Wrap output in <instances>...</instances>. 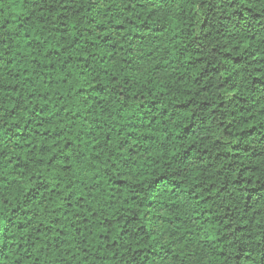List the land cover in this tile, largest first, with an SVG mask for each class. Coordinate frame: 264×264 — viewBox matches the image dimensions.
I'll list each match as a JSON object with an SVG mask.
<instances>
[{
    "label": "trees",
    "instance_id": "obj_1",
    "mask_svg": "<svg viewBox=\"0 0 264 264\" xmlns=\"http://www.w3.org/2000/svg\"><path fill=\"white\" fill-rule=\"evenodd\" d=\"M104 2L0 0V116L3 117L0 127L5 129L0 133V157H3L0 167L12 172L24 168L21 176H30V182H36L44 190L36 199L17 197L15 207L8 200L0 206V220L3 221L0 235L6 241L0 248V257L4 260L11 234L23 232L32 237V243L40 253L37 258L43 259L45 264H82L92 254L90 249L103 255L117 246H122L125 256L131 254L128 264H135L145 253L156 255L151 247L155 243V233L150 231L153 221L159 224V221L167 220L177 226L188 223L184 216H171L176 205L165 204L169 215L158 218L155 215L157 200L145 202L136 196L126 198L124 189L135 177L113 184L104 174L107 170L103 168V153L96 155L100 143L119 138L118 130L112 126L116 121L110 123L111 116L104 119L112 111L106 101L111 103L115 99L109 92L113 85L118 88V81H128L123 49L135 41H142V33L180 28L177 35H185L186 46L177 55L188 71L179 77V82H185L187 77L189 88L202 82L206 87L201 91H206L217 83L216 78L222 71L214 58L209 59L206 45L199 43L206 36L214 34L219 38L224 35L235 44L231 52L221 54L224 60L243 65L238 67L237 76L241 72L247 73L249 66L256 63L236 54L241 44L233 38L248 36L255 39L264 35V27L255 25L258 16L250 18L244 11L230 12L234 3L229 0H203L198 28L181 27L186 21L176 18L167 25H158L153 16L125 19V13L132 10L131 5L123 12L119 8L96 11ZM154 2L148 0V3ZM247 11L251 12L250 9ZM197 32L199 35H194ZM218 51L212 49L213 53ZM260 70V67L255 69ZM246 79H251L247 85L249 91L264 97V76ZM208 103L205 99L204 104ZM220 106L223 108L224 104ZM97 120L100 123H96ZM139 123L143 125V121ZM140 125L133 121L126 135H138ZM108 129L111 132L98 143L101 134ZM249 137L264 147V125L247 130L236 145L252 158L264 154L261 148H252L245 143ZM127 142L123 140L121 145ZM37 154L51 155V159H36ZM245 171L249 169L243 168L241 176ZM39 173L43 175L39 176ZM42 179L44 182L40 185ZM139 179L145 178L140 176ZM15 183L12 181L9 187ZM173 183L179 186L182 181ZM240 183L243 181H237L236 185ZM248 183H251L250 179ZM257 184L258 188L248 191L255 194L258 201L264 198V191H261L264 183L257 181ZM183 190L191 192L186 187ZM32 191L35 192V188ZM167 191L168 196L164 199L175 193L176 187ZM229 207L227 204L207 205L196 215V219L212 228V234L216 236L213 243L219 250L213 253L209 264H264V246L250 249L252 255L246 253L249 250L247 244H241L233 251L238 242L237 235L241 238L250 235L253 223L229 211ZM255 227H264V224Z\"/></svg>",
    "mask_w": 264,
    "mask_h": 264
},
{
    "label": "clouds",
    "instance_id": "obj_2",
    "mask_svg": "<svg viewBox=\"0 0 264 264\" xmlns=\"http://www.w3.org/2000/svg\"><path fill=\"white\" fill-rule=\"evenodd\" d=\"M229 2L234 3L230 12L244 11L250 18L258 16L255 25L264 27V0ZM202 3L203 0H155L154 3H148V0H105L95 10L119 8L123 12L131 5L132 10L125 13V19L153 16L158 25H167L168 21L176 18L186 21L181 27L198 28ZM249 9L251 12L247 11ZM179 31V27L175 30L168 27L163 32L149 30L147 34L142 33V41H135L123 49L124 71L129 74V79L127 82L118 81L119 87L113 85L114 90H109L115 99L111 103L106 101L112 111L104 117L107 120L111 116L110 123L116 121L112 126L118 130L119 138L100 143L111 132L108 129L97 141L100 148L96 155L103 153V168L107 170L104 174L113 184L120 179L135 177L124 189L126 198L136 196L145 202L157 200L155 215L158 218L169 215L165 204L176 205L171 216H184L188 221L180 226L167 220H161L159 224L153 221L150 231L155 233V243L151 247L156 255L145 253L135 264H209L213 253L219 250L217 244L213 243L216 236L212 234V228L205 227L201 220L196 219V215L207 205L218 207L227 204L229 211L252 221L251 234L242 238L237 235L238 242L233 246V251L241 244H247L249 250L246 253L252 255L250 249L264 246V227H255L264 224V198L257 201L256 195L248 191L259 187L257 181L264 183V154L252 158L249 153L236 147L247 130L264 125V97L250 92L247 85L251 79H246L264 76V43H261L264 35H258L255 39L248 36L233 38L241 44L236 54L256 62L249 66L247 73L241 72L239 76L236 75L238 67L243 65L237 66L224 60L221 54L231 52L235 44L224 35L216 38L213 34L203 38L199 43L206 45L209 59L214 58V63L219 64L222 71L216 78L217 83L201 91L206 87L202 82L194 88L186 86L187 77L185 82H179V77L188 71L177 55L186 46L185 35L178 36ZM214 48L219 51L213 53ZM257 67L261 70L255 71ZM205 99L209 101L206 105ZM222 103L223 108L220 106ZM184 104L188 106L177 107ZM133 121L139 125L143 121V125H140L138 135L129 137L126 133ZM189 128L191 131H187ZM3 131L5 129L0 127V133ZM123 140L128 142L121 145ZM245 143L264 152V147L255 143L253 137H249ZM36 159L48 160L51 155L37 154ZM57 162H61L59 158ZM32 163L35 166V161ZM243 168L249 171L241 176ZM252 168H256V171H251ZM24 171V168L12 172L0 167V206H4L8 200L15 207L17 197L36 199L43 195L44 190L36 182H30V176H21ZM140 176L145 179L141 181ZM249 179L251 183H248ZM177 180L182 184L175 185L173 182ZM241 180L243 183L237 186L236 182ZM12 181L16 183L10 188ZM42 182L43 179L40 185ZM171 187H176V192L164 199ZM185 187L191 190L190 194L183 190ZM201 201L205 203L201 204ZM189 209L192 211L189 212ZM185 213L188 214L185 216ZM5 242V237L0 235V248ZM8 249L7 259L0 257L3 264H45L43 259L37 258L40 253L33 245L32 237L23 232L11 234ZM90 252L91 255L83 253L89 258L82 264H128L131 259L130 253L124 255L122 246L114 247L103 255L94 249H90Z\"/></svg>",
    "mask_w": 264,
    "mask_h": 264
}]
</instances>
